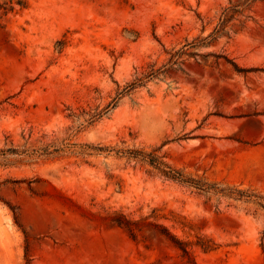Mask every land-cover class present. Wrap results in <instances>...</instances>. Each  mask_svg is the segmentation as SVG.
Instances as JSON below:
<instances>
[{"label":"rangeland","instance_id":"374dc122","mask_svg":"<svg viewBox=\"0 0 264 264\" xmlns=\"http://www.w3.org/2000/svg\"><path fill=\"white\" fill-rule=\"evenodd\" d=\"M245 1L0 0V264H264V0L217 33L223 9ZM136 79L94 124L68 117ZM43 134L74 146L9 152ZM83 145L157 150L221 193ZM121 216L163 224L190 257L149 227L132 239Z\"/></svg>","mask_w":264,"mask_h":264},{"label":"trees","instance_id":"16d2710c","mask_svg":"<svg viewBox=\"0 0 264 264\" xmlns=\"http://www.w3.org/2000/svg\"><path fill=\"white\" fill-rule=\"evenodd\" d=\"M252 1L250 2L245 1L242 4H237V5H232L228 8L223 9L222 13H221V22H220V29L217 30V33L223 31L227 24L232 21L233 19H235V17H243L244 19L249 18V16L247 15L250 11V5H251ZM17 4H19L21 7L22 5L20 4V1H17ZM240 23H243V21L239 20ZM196 46V44L194 43H187L185 45H183L179 50L175 51L172 54V62L171 64H176L178 62V60L184 56L188 54V50L191 48H194ZM216 58H222L223 60H225L227 63L231 64L234 68V70L236 72H244V70L239 69L237 67V65L233 62L228 60L226 57L224 56H215ZM171 61V60H170ZM158 74V71H154L150 74H148L145 78H153ZM144 79H136L133 83L128 84L125 88H123V90L120 93H117L116 98L103 110L98 111L97 109L95 111L89 110L86 111L85 109L82 108H77L76 111H71V113L68 115L69 118L71 119H79L82 117H87L84 121L89 124L92 125L95 122H97L98 120H100L108 111L109 108H113L116 103L117 100L120 99V97L124 96L125 94H127L128 92H130L131 90L135 89L138 86H141ZM48 136L46 134H43L40 136L39 138V142L42 143V147L40 148H34L31 150H24V151H17V150H10L9 152L11 153H15V154H19V155H24V156H28V157H39V156H47V155H51L54 153H59V152H63L65 151V149L69 148L70 146H74L70 143H64L61 142L60 146L61 147H56V142L55 140L52 139L51 143H46L44 144L43 141L45 139H47ZM82 148L84 149L83 151L79 152V154L82 155H86L87 153H85L86 151L90 150V151H94V152H115L117 155H122L128 158H132V159H140L142 161L147 162L150 166L154 167L161 176H163L164 178L171 180V181H175L177 183H180L182 185H185L187 187L190 188H194L197 191L200 192H204V193H214V194H218L221 193V191H218L217 188L214 185H208L206 183H203L200 180L191 178V177H187L185 176L182 172L172 168L170 165H168L164 160H163V156H158L156 154L157 150H153L150 153H145L141 150H130V149H111V148H107V147H94L92 145H83ZM5 152V151H4ZM234 193V192H231ZM235 197L237 199H242V198H249L250 196L247 195V193L245 192H240L237 191ZM260 207H262L264 209V205L259 204ZM117 224L119 226H122L126 229V231L128 232L129 236L132 239H135V233L137 231L140 230V228H142L143 226L145 227H149L150 229H152L154 231V233H156L157 235H159L160 237H163L164 239H166L167 241H169L172 246L174 248H176L177 250H179L182 254L183 257H190V253L188 250V242H184L181 241L179 238H177L175 235H173L167 227H165L163 224L157 223V222H150L148 221L147 218H143L141 220H130L128 218H126L125 216H121V218L117 221ZM202 250L204 251H209L212 250L214 248V245H201V244H197Z\"/></svg>","mask_w":264,"mask_h":264}]
</instances>
